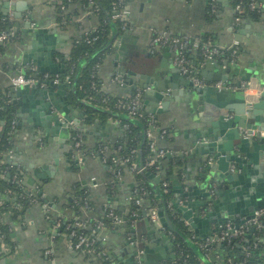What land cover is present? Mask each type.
Instances as JSON below:
<instances>
[{
	"label": "crops",
	"instance_id": "0c3cea01",
	"mask_svg": "<svg viewBox=\"0 0 264 264\" xmlns=\"http://www.w3.org/2000/svg\"><path fill=\"white\" fill-rule=\"evenodd\" d=\"M217 1V16L208 19L206 0H194L191 3L186 0H131L127 5L131 12L128 22L129 33L125 36L126 30L118 36L114 44L117 52L109 56L98 67L97 72L102 92L117 99L131 96L134 91L139 90L136 85L138 79L134 73L154 77L156 80L169 79L166 85L168 91L160 101L161 110L156 112L157 108L153 107L155 97L151 94L147 100L146 112L153 114L156 112V118L161 126L172 130L170 135L172 141L158 140V145L169 149L171 155L177 157L180 163L177 171L181 178L178 180L176 175L175 200L203 205L207 199L205 194H210L211 188L216 189L215 195L210 194L214 197L213 204H209L207 211L200 210V218L203 220L210 213L214 215L209 218L208 223L200 222L197 228L189 225L194 233L201 236H209L229 222L239 224L251 218L256 210L264 208V144L260 145L258 150H255L252 144L248 146L249 153L253 156L242 154L244 163L240 164L238 171L234 169L232 171L238 178L232 182H221L220 178L219 183L218 181L212 183L211 180L220 177L217 166L215 168L213 166L211 175L208 172L205 174L206 178L202 174V167L210 166L207 164L208 158L215 157L196 154L192 149L193 141L196 139L199 140L197 147L203 144L201 142L205 143L198 137L205 125V117L213 116L216 110L238 105L229 95L221 94L223 90H228L232 95L236 94L239 84L243 86L247 82L242 81V77L250 74V79L262 86L260 96L264 94V0L258 2L256 19L238 16L231 0ZM59 4L61 0H0V16L14 22L18 34L15 41L6 44V50L0 57V89H12L11 79L23 74L25 68L21 65V59L27 53H33L34 56L42 55L38 59L41 68L49 69L44 71L45 73L62 72L73 44L80 40L85 32L99 27L98 17L86 12L81 3L72 4L64 11L71 24L61 23L56 11ZM237 17H240L239 21ZM151 29L172 35L208 36L216 46L224 49L239 44L235 65L223 59L220 61L217 59L213 64L216 67L212 70H207L206 64L194 65L198 69V76L210 91L215 88L222 98L207 92L201 93L203 88H192L190 81L177 70L175 54L171 47L160 46L153 52ZM197 53L198 51H190L189 54L197 58ZM116 63L125 66L127 84L115 80L119 77L117 73L119 65ZM27 67L29 70L37 71L39 66L31 62ZM218 76L228 79L218 81L216 80ZM145 82H148L150 87L153 86L149 79ZM217 83H222L221 91L215 87ZM229 86H233V89H229ZM24 90L20 93L12 92L20 129L14 138V152L10 159L26 170L24 182L30 190L42 187L51 207L46 211L44 206L34 204L18 221H14L11 215L3 216L4 223L11 227L10 237L17 246V253L12 257H4V246L0 243V257L2 256L0 264H133L136 251L129 244L128 236L135 230L131 227L132 221L129 220L131 207L128 198L132 196L130 191L136 183L134 174L128 168L121 169L122 176L118 181V189L110 193L108 186L114 179L111 177V168L106 166L107 162H103L98 156H88L81 165L77 164L75 170H72L67 157L68 141L74 129L81 128L87 136L84 145L88 149H95L106 141L119 138L122 134V124L110 116L105 123L99 118L92 125L86 126L83 120L85 111L83 101L78 105L71 104L67 94L65 116L70 118V121L61 116L60 122L65 121L70 128V138L65 144H61L60 130L47 127L51 139L49 142L48 138L42 137L41 127L35 126L33 122L51 120L45 107L47 101L31 99L28 89ZM70 90L72 91V87ZM253 91L257 93L256 89ZM235 118L236 114L232 109L225 120ZM247 124L253 126L254 121ZM240 129L238 123L233 121L232 126L222 130L223 135L219 137V142L222 144L223 138H226L228 145L230 144L235 151L239 150L243 141ZM76 183L89 190L90 201L93 203L91 210L77 219L74 211L65 205L71 200V189ZM182 192L186 194L185 198L181 196ZM4 201L5 196L0 194V205ZM108 208L115 210L122 221L102 231L105 240L102 246L108 252V263H104L95 254L70 251L68 249L70 239L67 234L55 233L52 222L56 223L59 219H62V222L83 219L84 222L92 224L103 220ZM215 208L218 210L215 211ZM49 217L52 219L49 220ZM145 217L135 223L138 234L147 235L145 244L148 247L161 246L165 249L166 256L170 257L172 239L164 227V223L167 225L166 218H160L161 226L158 227L149 222L146 214ZM259 247L264 262V232L259 236ZM155 254H158L155 263L165 261L160 253ZM221 255L223 257V253ZM203 263L205 264L204 261Z\"/></svg>",
	"mask_w": 264,
	"mask_h": 264
},
{
	"label": "trees",
	"instance_id": "16d2710c",
	"mask_svg": "<svg viewBox=\"0 0 264 264\" xmlns=\"http://www.w3.org/2000/svg\"><path fill=\"white\" fill-rule=\"evenodd\" d=\"M131 0H95L99 6V11L94 12L93 7L89 4V0H61V4L56 6V11L59 15V20L64 22V24H71L68 15H64V10L61 9L64 6L66 9L75 3H81L83 9L98 17L99 27H98V40L94 43H88L87 41L75 42L72 46L71 52L65 60V66L62 72L57 73L60 76L62 82H66L67 79L72 81V85L76 78L78 68L81 66L76 83V92L73 93L71 90L68 91V101L71 104L78 105L79 102L83 101L84 111V124L86 126L92 125L96 119H101L106 122L108 118L113 117L116 121H119L122 125H126L127 129H121L122 134L114 141H106L101 145H98L95 149H88L84 142L86 141V134L81 128H76L72 131L71 138L68 141L69 151H68V161L72 167V170H75L77 167V161L75 160L74 153L77 150H80L86 156L90 152L99 153L103 146H108V150L111 155H114L116 152L118 156H130L133 151H136V160H141L142 166H145L152 158L154 153L151 150V140L146 136L148 130H152L154 135L157 137L163 131H166V135L163 141L171 142L172 139L170 135L172 134L171 129H164L156 118L155 122H151V113L142 111V115L138 118H130L126 114L118 112L114 108L117 98L108 96L102 92L100 79L97 76L98 67L101 66L104 61L117 52V48L113 45L109 46L110 41L112 40V35L121 36L125 30H123V25L121 22H116L111 19V11L114 5L125 6ZM191 3L194 0H186ZM208 7V19H213L217 16L218 10V1L217 0H206ZM260 2L261 0H257ZM251 0H231L232 6L235 8L237 5H240L243 9V13L240 15L241 18H258L257 10H250L249 5ZM129 27V25L127 26ZM14 28L15 23L10 22L8 19L0 16V29L8 30ZM113 32H115L113 34ZM181 37V35H172ZM16 36L18 34L16 32ZM154 37V36H153ZM197 37L199 45L202 46L204 43L211 41L210 37ZM15 41V40H12ZM192 42H194L192 40ZM191 49V47L189 48ZM6 50V45L0 46L1 56ZM156 52V51H154ZM242 52V50H241ZM189 50H186L185 57L192 63V65H198L203 62L204 58L200 52L197 53V58L191 57ZM231 52L229 50H224V53L218 57V60L221 59L231 60ZM27 73L26 75H30ZM45 74H49L50 77H53L56 74L40 72L37 77L42 78ZM33 75V74H32ZM136 91L132 93L134 95ZM104 100L108 101L110 110L107 111L104 108ZM82 106V107H83ZM108 112V113H106ZM157 117V116H156ZM15 122V124H14ZM20 129V124L18 122L17 116V107L12 101V89H0V194L5 196V201L0 205V243L4 246V257H12L17 253V246L12 241L11 227L4 223L3 216L8 214L11 215L14 221H18L34 204L47 205L51 207L43 194V189L41 186L36 188V193L32 194L30 188L24 182V174L26 170L21 167L20 164L12 162L10 155H13L14 152V138ZM76 142H82L81 147L77 149L75 147ZM121 147V150L118 151V148ZM101 156V155H99ZM106 166L111 168V177H113V182L108 186L110 193H114L118 189L117 170L126 169L128 166H114L111 162H107ZM180 163L177 160V157L172 155H167L159 159L155 164L148 165L144 172L135 173V185L132 186L130 194L137 195L142 197L143 204L145 208L151 206L156 207L159 211L160 218L165 217L170 220V223L173 229L169 228L166 223H164L165 230L170 232L173 235L172 240V249L170 251V257L176 259L178 264H204L201 257H206L202 249H200V244L205 240L207 235L201 236L197 233H194L189 225H185L182 221L183 214L181 208L178 207L175 203L172 204L171 209H168V204L175 201L176 195L174 192V186L176 181V175L178 180L181 176L178 174L177 169L179 168ZM203 173L208 172V166L204 165ZM205 175V178H206ZM151 177L156 178L160 177L161 181L157 184L158 191L160 195L154 190L149 181ZM166 181L168 186L166 192L162 187V182ZM72 197L65 205L70 207L75 213L76 219L84 216V211L82 210L85 202H88L90 207H93L92 201H90V192L82 184L76 183L71 189ZM183 198L186 197V194L181 193ZM213 198L210 194L208 195L205 203L202 205L201 210L207 211V208L210 203L213 204ZM176 205V206H175ZM130 216L129 220L132 221V214L136 213L140 218L143 217V211L139 210L137 206H130ZM109 210V208H108ZM115 211V210H114ZM116 215L118 213L115 211ZM146 218V217H145ZM49 220L52 218L49 217ZM105 228H112L114 225L113 220L109 218H103ZM76 221L71 220L70 222H62L59 228L56 227V223L52 222V225L55 229V233L59 234L60 232H65L67 235L71 230H74L77 234L88 235L90 230L93 228V224H90L87 228L74 227ZM71 224V228L68 231L66 226ZM89 230V231H88ZM264 232V225L262 231L258 234L254 228H251L249 232L246 233V239H249L250 244L254 242H259V236ZM134 237H142L148 239L146 234H138L135 229L134 232H131ZM195 236L192 240L191 235ZM70 241L72 238H70ZM76 238H73V241ZM247 245L243 243L232 244L230 246L226 245H215V250L212 258L209 260L210 264H218L219 261L231 259L236 264H262V254L260 247L251 250V258H245V250ZM148 246L144 244L141 248L146 252ZM93 254L97 255L100 260H103L104 263L109 262V255L106 252L105 248L101 243L97 242L93 245ZM218 250V251H217ZM223 253V257L222 254ZM90 255V254H89ZM92 255V254H91ZM2 257V256H1ZM0 257V258H1ZM158 254H147L148 260H157ZM169 256L165 259L164 264H170L172 258ZM218 257V258H216ZM222 258V259H221ZM143 264H146V261H143Z\"/></svg>",
	"mask_w": 264,
	"mask_h": 264
},
{
	"label": "built area",
	"instance_id": "2783aa9c",
	"mask_svg": "<svg viewBox=\"0 0 264 264\" xmlns=\"http://www.w3.org/2000/svg\"><path fill=\"white\" fill-rule=\"evenodd\" d=\"M89 4L93 7L94 12L99 11V6L95 2V0H89ZM258 5L257 0H251V3L249 5L250 10H256ZM62 10H66L64 6L61 7ZM236 14L239 16L243 13V9L240 5H237L235 7ZM130 10L127 5L120 6V5H114L111 11V19L113 21L121 22L123 25V30H128V22L130 17ZM240 17H237V20L239 21ZM10 21V20H9ZM153 33V39H152V51H156L160 46H169L172 48L174 54H175V64L177 68L179 69V72L186 77L190 83L192 84V87L194 89H201L206 86L205 82L198 76V69L192 63L185 57L186 50L191 51H199L201 52L204 60L202 63H200V66H203L204 64L211 63L214 64L219 56H221L224 53V50H229L231 52V64L235 65L236 63V57L239 52V47L236 43L234 47H231L229 49H224L221 47L216 46L213 42L208 41L204 43L202 46L199 45V42L197 40L196 36L192 35H183L181 37L176 36H170L168 32H158L155 29H151ZM16 38V30L14 28L8 29V30H1L0 29V46L6 45L12 40ZM87 41L88 43H94L98 40V27L90 30L89 32H85L84 36L77 40L76 42L80 41ZM192 40L194 42H192ZM191 47V49H189ZM1 57V54H0ZM36 71L30 69V75H24L19 74L18 76L11 79L10 85L11 88H27V89H33V88H40V89H46L48 87L49 82L53 81L54 83H60L62 82L60 80V76L58 74L54 75L53 77H50L49 74H45L42 78L34 77L32 74H34ZM116 81H120L119 77L115 78ZM121 82V81H120ZM67 88L70 90L72 87V81L70 79H67L66 82H63ZM215 87L218 90L223 89L222 83H217ZM260 84L257 82H254L253 80H249L246 82L242 88L245 92V103H246V119L247 121H251V114L250 111L253 109V105L257 102V99L260 96L261 90ZM229 89H233V86H229ZM253 89L257 90V93H254ZM104 108L105 110L109 111L110 106L108 104V101L104 100ZM115 110L118 112H121L123 114H126L130 118H138L142 115L143 109V93L140 90H137L134 95L128 96V97H122L118 98V100L114 104ZM162 103L159 102V105L156 109V112L161 110ZM156 112L153 114L151 113V122L154 123L156 120ZM15 124V122H14ZM123 129H127V126L121 125ZM241 136L244 140L249 142H256V141H264V130L259 127H253V126H246L244 128L240 129ZM166 135V131H163L160 133L157 137L154 135V132L152 130H148L146 132V136L151 140V150L154 153L151 160L145 165L142 166L141 169H138V161L136 160V151H133L130 156H118L116 152L114 155L110 154V151L108 150V146H103L98 154L95 152H90L88 154L89 157H100L103 162H111L114 166H128V170L132 173H142L145 171L146 167L148 165L155 164L159 159L171 155V151L169 149L162 148L158 145V140H164ZM38 140H40L38 138ZM41 141V140H40ZM82 142H76L75 147L79 149L81 147ZM121 150V147L118 148V151ZM101 155V156H99ZM84 153H82L80 150H77L74 154V157L77 161L78 165H81L85 158L88 157ZM213 158H208L207 164L211 165L213 163ZM117 178L121 179L122 172L119 170L116 174ZM161 179V178H160ZM215 185V183H214ZM168 186V183L166 181L162 182V187L164 188V191L166 192V188ZM214 187V186H213ZM215 187L211 188L210 194L215 195ZM32 194L36 193V190H31ZM130 206H137L139 210L145 211L146 216L148 217L149 222H151L154 225H158V227L161 226V219L159 215V211L156 207H149L145 208L143 204V199L140 196L132 195L128 198ZM175 203L177 206H183L184 201L176 199L174 202H171L168 204V209L170 210L172 207V204ZM44 208L46 211L50 210L47 205H44ZM92 207L88 205V202L86 201L82 210L84 211V214L91 210ZM105 218H109L113 220L114 224H120L121 218H119L118 215H116L115 211L113 209H107L105 213ZM132 217L134 220L131 222V227L135 230V223L138 219V215L136 213L132 214ZM62 219L57 220L56 227L59 228L61 226ZM185 225H189L187 221L183 222ZM93 224V223H92ZM264 225V208L258 209L254 212L253 216L249 219L243 220L241 223L236 224L234 222L226 223L222 226H220L217 230H215L213 233H211L209 236L205 238V240L200 244V249H202L205 253V256L207 259H211L215 251V245H226L230 246L234 243L242 245L245 243L247 246L245 247V258L250 259L251 258V250L256 249L259 247V242H254L253 244H250L249 239H246V233L250 231L251 228H254L255 231L259 234L262 231ZM74 227H81V228H87L90 226L88 221L77 220L74 225ZM67 230L69 231L71 228V224H68L66 226ZM93 229L90 230L88 235L85 234H77L74 230H71L70 233L67 235L68 237L72 238V240L69 242L68 249L72 252H80L84 254H92L93 255V245L97 242L103 244L104 238L102 237V231L105 228L104 220H98L95 221V225L93 224ZM89 231V230H88ZM170 236V238L173 240V235L170 232H166ZM73 238H76V240L73 241ZM190 238L193 240L195 238L194 234L190 236ZM1 240V238H0ZM128 242L131 246L134 247L136 251V255L134 258V264H143L144 256L146 252L141 248L145 242V238H138L134 237L132 234L128 236ZM172 258V261L170 264H178L176 262V259L173 257V255L170 257ZM218 258V257H216ZM218 264H236L231 259L222 260L219 261ZM244 264V263H241Z\"/></svg>",
	"mask_w": 264,
	"mask_h": 264
},
{
	"label": "water",
	"instance_id": "95a60500",
	"mask_svg": "<svg viewBox=\"0 0 264 264\" xmlns=\"http://www.w3.org/2000/svg\"><path fill=\"white\" fill-rule=\"evenodd\" d=\"M129 33V30L125 32V36ZM117 39L116 35H113L112 40L109 43V46H114L115 41ZM41 54H38L34 56L33 53H27L23 56L21 59V65L24 66L23 74L26 75L27 73L30 72L29 67H27L28 64L33 62L34 64L38 65L39 67L37 68V71L33 74L34 77H37V75L40 72L44 71H49L47 68H41V63L38 58H41ZM50 57H53V55H49ZM36 57V58H35ZM116 65H119L116 63ZM123 65H119L117 73L119 74V79L121 82L124 84H127L126 79L127 75L125 74ZM216 66L211 63H207L205 68L207 70H212ZM81 66L78 68V72L76 74V78L74 80V83L72 85V91L73 93L76 92V83H77V76L79 73ZM179 71V69H177ZM229 71V70H228ZM230 72V71H229ZM53 73V72H52ZM133 74V73H131ZM138 81H136V85L139 87V90L143 93V109L146 111V106H147V100H149V97L151 94L154 95V101H153V107L157 108L158 103L163 99L164 94L168 91L167 88V82L169 79L166 80H156L154 77L150 78L147 76H142L138 75L136 73L133 74ZM250 74H247L246 76L242 77V81H249L250 80ZM147 79H149L150 83H152V87L148 85V82H145ZM228 78H223V76H218L216 80L221 81L224 80L226 81ZM192 87V85L190 84ZM174 88V87H173ZM193 88V87H192ZM25 88H12V92H18L20 93L21 91H25ZM27 89V88H26ZM29 91V97L32 98H37L46 100L47 102L45 103V107L47 109V115L51 117V120L40 122L38 120H33L34 125L37 127H41V134L43 138H48L49 139V132L47 130V127L53 128L55 127L58 128L61 132L60 138L61 144H65L66 141L70 138L71 135V130L67 126L66 122L64 123L60 122V117L65 116L67 107L65 105V102H67V94L69 89L67 86L63 83H54L53 81L49 82L48 87L46 89H40V88H33V89H28ZM207 92L210 95L217 96L219 98L221 95L217 92L215 88L211 89L208 86H205L201 93ZM212 92V93H210ZM221 94H225L226 96H230L232 99L236 101L238 105L236 106H230L227 108H223L222 110H216V112L213 113V116L210 117H205V125L203 126V129L201 130L199 134V138L202 139L200 141H205L201 142V146L197 147V142L199 141L198 139L193 141V151L196 154H201V155H213L215 158L213 163L208 166V173L211 175L212 170H214L215 166L218 167V171L220 172V177H214L211 178L212 183L218 181L221 178V182L226 181V182H232V180L237 179L238 176L237 174H234L232 171H238L240 169V164L244 163L242 160L241 156L242 154L247 155L248 157L253 156L252 154L249 153V147L251 144L254 147L255 150H258L262 144H264V141H256V142H249L243 139L241 146L239 147V150L235 151L234 148L228 143H226V138H223V143L219 142V137L223 135V129L232 126L233 121L238 123L240 128L246 127L248 124V121L246 119V103H245V92L244 89L242 88V84H239V90L237 91L236 94L232 95L231 92L228 90H223ZM220 106V105H219ZM223 106H221L222 108ZM69 109H72V107H69ZM234 110L236 114V118L234 120H229L226 121L225 119L227 118V114L229 113L230 110ZM154 111V109H153ZM108 113V112H106ZM251 114V121H254L253 127H261V129H264V94L260 96L258 101L253 105V109L250 111ZM20 118V116H19ZM67 121H70L68 117L65 116ZM54 125V126H52ZM77 127V125H76ZM79 127V126H78ZM198 140V141H197ZM210 141V142H209ZM49 142H51V139H49ZM261 145V146H260ZM208 148L207 150L205 148ZM214 166V168H213ZM234 167V168H233ZM142 168L141 160L139 159L138 161V169ZM213 168V169H212ZM208 179V178H207ZM161 179L160 178H153L151 177L149 184L150 186L156 190V192L161 196V193L158 191L156 184L160 183ZM210 188V186H209ZM206 197H208L209 194H205ZM177 205V204H176ZM175 205V206H176ZM180 207V206H178ZM202 204L199 205H194L190 201L184 202V205L181 206V212L183 214V218L185 221L189 223L193 228H197L198 224L200 222L208 223L209 218H211L214 213L208 214L205 220L200 218V210H201ZM218 209L215 208V211ZM254 214V213H253ZM143 217H145V213H143ZM140 218V216L138 217ZM165 218L167 220V225L169 228L173 229L170 220L167 218V214L165 213ZM231 219V218H229ZM134 220V218H132ZM160 253L161 256L166 259V252L165 249L161 246H158L156 248H146V254L144 256V261H146V264H163L162 262L155 263L153 260H148L147 254H154V253ZM202 260L205 262V264H210V261L206 257H201ZM134 264V263H133Z\"/></svg>",
	"mask_w": 264,
	"mask_h": 264
}]
</instances>
